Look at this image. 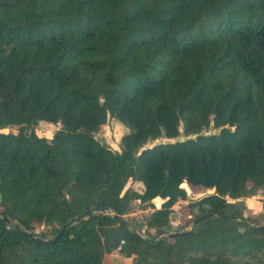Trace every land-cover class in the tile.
I'll use <instances>...</instances> for the list:
<instances>
[{
  "label": "trees",
  "instance_id": "obj_1",
  "mask_svg": "<svg viewBox=\"0 0 264 264\" xmlns=\"http://www.w3.org/2000/svg\"><path fill=\"white\" fill-rule=\"evenodd\" d=\"M187 185L214 192L171 230ZM262 190L264 0H0V264H264Z\"/></svg>",
  "mask_w": 264,
  "mask_h": 264
},
{
  "label": "rangeland",
  "instance_id": "obj_2",
  "mask_svg": "<svg viewBox=\"0 0 264 264\" xmlns=\"http://www.w3.org/2000/svg\"><path fill=\"white\" fill-rule=\"evenodd\" d=\"M59 128L58 124H52L48 122H41L36 129V132L39 136H45L48 138H52L55 131ZM182 128V127H181ZM209 129V130H208ZM207 130H204L203 132L206 134H210L213 132H218V129H214L212 126L209 127ZM6 131H9L8 128H6ZM130 131V129L124 125L121 121H119L116 118H109L98 132L95 133L96 137L110 145L112 148L121 150L120 149V142L122 137L127 134ZM186 139V136L182 135L178 139H168V138H160L157 140H152L148 142L145 145V148L153 147L154 145L160 143V142H175L177 140H184ZM131 189L132 191L136 192H143L144 190V184L139 181L129 180V182L126 185L125 189ZM188 191V199L187 200H180L176 203L174 206V210L171 214V230H176L180 228H185L186 230L192 228V224L190 225V221L192 218V215L189 213V202L191 200H199L203 198L204 196H207L214 192V189H203V188H197V187H190L186 186ZM264 198V191L259 192L256 196L247 198L246 204L248 206V209L246 210V215H259L262 211V199ZM230 201H234L233 199L229 198ZM163 202L162 199L156 200L155 205L156 207L160 206ZM131 212L125 215V218H127L130 221L137 222L140 225L141 233L146 235L145 232V225H146V219L150 215V213L153 211V208L151 206H146L144 203H142L139 199L132 201L131 206ZM134 257H126L122 255L119 251H113L112 253H108L105 255L103 264H133Z\"/></svg>",
  "mask_w": 264,
  "mask_h": 264
},
{
  "label": "water",
  "instance_id": "obj_3",
  "mask_svg": "<svg viewBox=\"0 0 264 264\" xmlns=\"http://www.w3.org/2000/svg\"><path fill=\"white\" fill-rule=\"evenodd\" d=\"M86 214H87V213L83 214V216H86ZM206 216H207V214L201 216V217L198 218V219H196L195 222H194V224L198 223L201 219H203V218L206 217ZM114 217L117 218L118 220L125 221V222H127V223H132V224H133L132 221L120 217V215H119L118 213H115V214H114ZM256 228H258V229H262V228H264V226H256ZM180 233L183 234V233H185V231H181Z\"/></svg>",
  "mask_w": 264,
  "mask_h": 264
},
{
  "label": "crops",
  "instance_id": "obj_4",
  "mask_svg": "<svg viewBox=\"0 0 264 264\" xmlns=\"http://www.w3.org/2000/svg\"><path fill=\"white\" fill-rule=\"evenodd\" d=\"M264 190H262L261 192H263ZM262 209V208H261Z\"/></svg>",
  "mask_w": 264,
  "mask_h": 264
}]
</instances>
